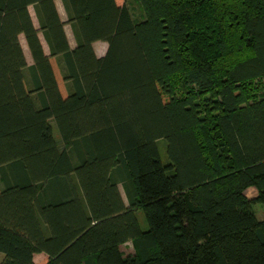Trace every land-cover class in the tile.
Returning <instances> with one entry per match:
<instances>
[{"label": "trees", "instance_id": "16d2710c", "mask_svg": "<svg viewBox=\"0 0 264 264\" xmlns=\"http://www.w3.org/2000/svg\"><path fill=\"white\" fill-rule=\"evenodd\" d=\"M128 1L0 0V264H264V0Z\"/></svg>", "mask_w": 264, "mask_h": 264}, {"label": "rangeland", "instance_id": "374dc122", "mask_svg": "<svg viewBox=\"0 0 264 264\" xmlns=\"http://www.w3.org/2000/svg\"><path fill=\"white\" fill-rule=\"evenodd\" d=\"M55 4H56V8L58 10V13L60 15V18L62 19V21L66 22L67 17H66L65 11L63 9L61 0H55ZM128 6H129L130 11H131V13L133 14L134 17H138L140 15V7H139V4L135 0H129L128 1ZM29 11H30V14H31V16L33 18L34 24L37 26V22H36V19H35V16H34L33 8L29 7ZM64 30H65V33H66V36H67V39H68V42H69L70 46L73 47L75 45V43H74V39H73V35L71 33V30H70V27H69V25L67 23L64 25ZM39 36H40V39L42 41V45L44 47V50L47 51V47H46L45 42L43 41V39H42L40 34H39ZM93 48H94L95 53L98 56H101V55H103L105 53L107 45L104 42L98 41V42H95L93 44ZM22 49L24 51V55H25L27 64H31L32 60H31L29 51H28V49H27L25 44H23ZM251 87L253 89L255 88L254 92H256V91L259 92L261 90H264V78L253 82L251 84ZM51 124L53 126L54 137L57 140H59V133H58L57 127H56L54 122H51ZM158 147H159V153H160L161 159H162V161H165V142L163 140H159ZM252 188L253 187H251V188L246 190V192L248 194H250V195L255 193V190L252 189ZM119 190H120V192L122 194V197H123L124 201H126L120 186H119ZM252 210L255 213V216H256V218L258 220L264 219V204H262L260 202H255V203L252 204ZM134 213H135V216H136V218H137V220L139 222L140 228L142 230H146L147 229V222L145 220V217H144L142 209L137 208L134 211ZM121 250L124 253V255L130 254L132 252L131 243L130 242H126V243L122 244L121 245Z\"/></svg>", "mask_w": 264, "mask_h": 264}, {"label": "crops", "instance_id": "0c3cea01", "mask_svg": "<svg viewBox=\"0 0 264 264\" xmlns=\"http://www.w3.org/2000/svg\"><path fill=\"white\" fill-rule=\"evenodd\" d=\"M19 39H20V43H21L22 47H23V44L26 45L22 35L19 36ZM2 259H3V254L0 253V262ZM47 260H48V256L43 252L36 253L33 255V261L35 264H45L47 262Z\"/></svg>", "mask_w": 264, "mask_h": 264}]
</instances>
